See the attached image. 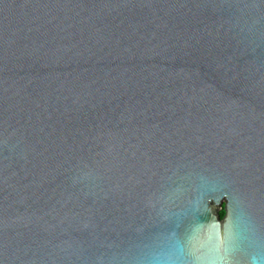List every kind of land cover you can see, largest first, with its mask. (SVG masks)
Segmentation results:
<instances>
[{
    "label": "water",
    "instance_id": "95a60500",
    "mask_svg": "<svg viewBox=\"0 0 264 264\" xmlns=\"http://www.w3.org/2000/svg\"><path fill=\"white\" fill-rule=\"evenodd\" d=\"M0 264H264V0H0Z\"/></svg>",
    "mask_w": 264,
    "mask_h": 264
},
{
    "label": "trees",
    "instance_id": "16d2710c",
    "mask_svg": "<svg viewBox=\"0 0 264 264\" xmlns=\"http://www.w3.org/2000/svg\"><path fill=\"white\" fill-rule=\"evenodd\" d=\"M223 213H224V211L223 210H220L219 211V216L222 217L223 216Z\"/></svg>",
    "mask_w": 264,
    "mask_h": 264
},
{
    "label": "rangeland",
    "instance_id": "374dc122",
    "mask_svg": "<svg viewBox=\"0 0 264 264\" xmlns=\"http://www.w3.org/2000/svg\"><path fill=\"white\" fill-rule=\"evenodd\" d=\"M223 203H224V201H222V204H223ZM220 210H223V208L221 207V208L218 209V211H220ZM223 211H224V210H223Z\"/></svg>",
    "mask_w": 264,
    "mask_h": 264
}]
</instances>
